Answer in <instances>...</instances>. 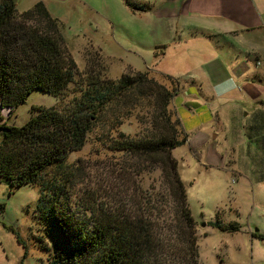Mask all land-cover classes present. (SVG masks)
I'll list each match as a JSON object with an SVG mask.
<instances>
[{"label": "trees", "instance_id": "16d2710c", "mask_svg": "<svg viewBox=\"0 0 264 264\" xmlns=\"http://www.w3.org/2000/svg\"><path fill=\"white\" fill-rule=\"evenodd\" d=\"M125 3L133 12L152 10L146 4ZM17 12L15 0H0V179L8 182L11 194L26 186L40 189L34 219L52 241L51 247L41 248L44 240L37 239L48 263L200 264L197 224L173 157V151L188 142L177 114L170 110L178 88L168 89L149 72L126 74L118 81L91 77L81 96L63 110L33 109L25 125L11 126L10 120L33 92L61 101L75 83L77 70L65 53L60 22L43 3L20 16ZM157 50L159 59L165 47ZM143 100L151 108L144 133L112 138L108 132L106 141L110 151L127 156L123 183L130 181L128 169L140 176L157 168L163 194L153 190L139 194L136 201L133 193H116L117 198L108 196L102 203H73L76 175L67 165L69 155L83 150L106 115L113 114L111 129L116 130ZM210 227L228 234L242 231L239 223H223L218 213ZM252 236L264 241L262 234ZM18 242L22 244L19 237Z\"/></svg>", "mask_w": 264, "mask_h": 264}, {"label": "rangeland", "instance_id": "374dc122", "mask_svg": "<svg viewBox=\"0 0 264 264\" xmlns=\"http://www.w3.org/2000/svg\"><path fill=\"white\" fill-rule=\"evenodd\" d=\"M125 1L146 3L155 10L152 15L134 16ZM15 2L17 16L40 2L46 6L51 16L60 22L65 53L74 60L77 70L75 83L61 101L35 91L19 107L10 125H25L33 109L63 110L81 96L80 91L87 87L91 77L118 81L126 74L149 72L151 78L168 89L178 88L170 110L177 114L188 142L173 151V157L178 162L179 174L186 186L190 209L197 224L199 262L250 264L252 240L245 231H264V184L259 183L264 178V115H261L262 107L257 108L258 103L252 98L247 102L241 101L245 96V83L232 71L237 66L228 67L239 59L230 55V60L227 58L225 61L227 71L219 72L222 86L215 87V82L195 73H186L178 61H174L171 76L181 75L174 77L175 82L171 83L162 78L161 75L166 73L159 63H154L155 47L160 46L157 38L162 21L159 16L167 8L162 0ZM260 86L264 87V84ZM215 89L224 97H212ZM229 96L233 99L230 100ZM143 102L130 110L131 116L123 120L116 130L111 129L113 114L106 115L102 124L89 135L83 150L69 155L67 165L73 167L72 173L76 175L71 191L73 203L81 199V202L91 200L96 203L98 200L102 203L108 196L117 198L116 193H133L136 201L139 194L152 193L153 190L163 194L161 172L157 168L149 169L151 172L144 171L140 176L135 175L136 170L128 169L130 181L123 183L121 176L127 156L110 151L106 141L108 132L112 133V138L118 137L119 133L132 138L144 133L149 127L147 116L151 108L148 100ZM6 116L10 117L9 112ZM10 191L8 182L0 179V264H49L48 254L41 248L45 245L51 247L52 241L40 232V226L34 219L40 189L26 186L12 194ZM217 213L223 223H239L244 232L235 236L210 227ZM38 238L44 240L43 244L40 243L41 248ZM256 245L257 263L264 264V241L259 240Z\"/></svg>", "mask_w": 264, "mask_h": 264}, {"label": "crops", "instance_id": "0c3cea01", "mask_svg": "<svg viewBox=\"0 0 264 264\" xmlns=\"http://www.w3.org/2000/svg\"><path fill=\"white\" fill-rule=\"evenodd\" d=\"M162 1L167 8L159 16L162 21L157 38L160 46L155 47L154 59L160 53L158 47H165V52L159 62L156 59L154 63H159L166 73L164 75L171 76L174 61H178L183 64L186 73H195L207 81L215 82V87L222 86L219 72L227 71L225 61L227 58L230 60V55H233L234 59L239 61L228 64V67L237 66L232 71L237 78L243 80L247 89L241 101L247 102L252 98L258 103L257 108L262 107L261 115H264L262 105L264 87L260 86L261 83L264 84V0ZM154 10L152 8L147 13L133 14L134 16L152 15ZM178 75L181 74L176 76ZM213 95L214 98L218 95L223 96L221 92H216V89ZM231 97L229 96L230 100L233 99ZM259 183L264 184V178L259 180ZM242 232L243 229L240 233ZM245 232L252 240L250 264H258L255 252L258 249L256 244L259 239L253 238L252 235L257 233L264 235V231L253 232L249 229ZM237 234L232 235L237 236Z\"/></svg>", "mask_w": 264, "mask_h": 264}]
</instances>
